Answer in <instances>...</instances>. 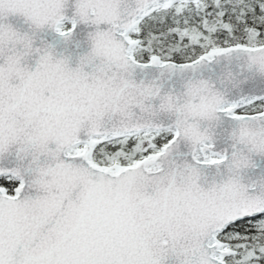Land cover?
<instances>
[{
  "label": "snow or ice",
  "instance_id": "snow-or-ice-1",
  "mask_svg": "<svg viewBox=\"0 0 264 264\" xmlns=\"http://www.w3.org/2000/svg\"><path fill=\"white\" fill-rule=\"evenodd\" d=\"M0 264H264V0H0Z\"/></svg>",
  "mask_w": 264,
  "mask_h": 264
}]
</instances>
